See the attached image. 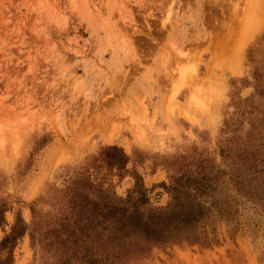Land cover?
Listing matches in <instances>:
<instances>
[{
    "label": "rangeland",
    "instance_id": "1",
    "mask_svg": "<svg viewBox=\"0 0 264 264\" xmlns=\"http://www.w3.org/2000/svg\"><path fill=\"white\" fill-rule=\"evenodd\" d=\"M106 146L125 171L96 167ZM256 149L264 0H0V241L76 181L125 195L137 173L160 207L172 175ZM238 220L217 243L155 246L134 264H264V213ZM35 248L20 237L12 264H44Z\"/></svg>",
    "mask_w": 264,
    "mask_h": 264
},
{
    "label": "trees",
    "instance_id": "2",
    "mask_svg": "<svg viewBox=\"0 0 264 264\" xmlns=\"http://www.w3.org/2000/svg\"><path fill=\"white\" fill-rule=\"evenodd\" d=\"M259 153L245 154L235 168L200 161L183 169L170 177V198L160 207L150 204L137 173L125 195L96 180L76 181L51 204L53 213L42 216L32 208L29 223L16 218L0 241L5 254L0 264H12L13 247L25 234L48 256L44 264H134L155 246L217 243L220 222L234 231L246 208L264 213V155ZM95 162L97 168L125 171L128 157L121 148L106 146Z\"/></svg>",
    "mask_w": 264,
    "mask_h": 264
}]
</instances>
